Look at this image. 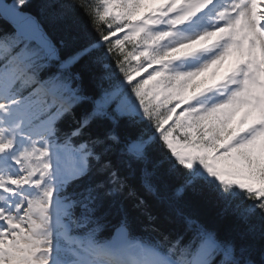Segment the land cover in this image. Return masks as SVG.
Listing matches in <instances>:
<instances>
[{
	"label": "snow or ice",
	"instance_id": "6c2138e0",
	"mask_svg": "<svg viewBox=\"0 0 264 264\" xmlns=\"http://www.w3.org/2000/svg\"><path fill=\"white\" fill-rule=\"evenodd\" d=\"M24 3L0 5V264H264V0H50L59 39Z\"/></svg>",
	"mask_w": 264,
	"mask_h": 264
},
{
	"label": "trees",
	"instance_id": "16d2710c",
	"mask_svg": "<svg viewBox=\"0 0 264 264\" xmlns=\"http://www.w3.org/2000/svg\"><path fill=\"white\" fill-rule=\"evenodd\" d=\"M9 3H13L14 0H7ZM50 0H25V3L22 5V10L28 11L36 15L40 21L44 24L45 28L51 35L53 39H59L61 36L66 34L67 26L71 21H54L50 14V9L47 7ZM13 28L4 22L0 17V41L5 40L7 37L15 35ZM70 121H66L63 125L64 128H68ZM192 201L193 206L189 210L196 216L200 218L202 222L207 224L209 227H215L218 229V233L222 239H227L230 235H235L233 229L237 225L235 217H227L221 219L217 213L219 209L213 208L211 206L198 205L196 203L197 198L189 195L188 198ZM243 227L242 225L240 226ZM134 231L140 232V225L136 224ZM257 248L264 246V241H261L257 238L255 241ZM258 259V255L256 256Z\"/></svg>",
	"mask_w": 264,
	"mask_h": 264
},
{
	"label": "water",
	"instance_id": "95a60500",
	"mask_svg": "<svg viewBox=\"0 0 264 264\" xmlns=\"http://www.w3.org/2000/svg\"><path fill=\"white\" fill-rule=\"evenodd\" d=\"M0 5L11 6V4H9V3L7 2V0H0ZM18 11L21 12V13H23V14H25V15H27V16H31V17H33V18L36 20V22L41 26V28H42L46 33H48L49 36H51V35L49 34V32L47 31V29L45 28L44 24L40 21V19H39L36 15H34V14L28 12V11L22 10V9H20V8H18ZM0 16H1V18H2L6 23H8V24L13 28V30L16 32V25L12 22V20L9 19V18H6L3 14H0Z\"/></svg>",
	"mask_w": 264,
	"mask_h": 264
},
{
	"label": "rangeland",
	"instance_id": "374dc122",
	"mask_svg": "<svg viewBox=\"0 0 264 264\" xmlns=\"http://www.w3.org/2000/svg\"><path fill=\"white\" fill-rule=\"evenodd\" d=\"M17 6L19 7L20 5ZM227 67H228V63H226L223 67L220 68V73L222 74L227 69Z\"/></svg>",
	"mask_w": 264,
	"mask_h": 264
}]
</instances>
